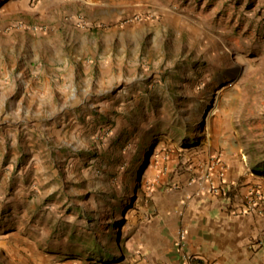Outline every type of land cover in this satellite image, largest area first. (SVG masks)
<instances>
[{
  "label": "rangeland",
  "instance_id": "rangeland-1",
  "mask_svg": "<svg viewBox=\"0 0 264 264\" xmlns=\"http://www.w3.org/2000/svg\"><path fill=\"white\" fill-rule=\"evenodd\" d=\"M219 159L264 188V0H0V264H126L151 192Z\"/></svg>",
  "mask_w": 264,
  "mask_h": 264
},
{
  "label": "crops",
  "instance_id": "crops-1",
  "mask_svg": "<svg viewBox=\"0 0 264 264\" xmlns=\"http://www.w3.org/2000/svg\"><path fill=\"white\" fill-rule=\"evenodd\" d=\"M186 178L158 185L142 207L126 264H264V212H243L251 187L241 183V163H210ZM225 172V177H221ZM228 190V196L212 191Z\"/></svg>",
  "mask_w": 264,
  "mask_h": 264
},
{
  "label": "trees",
  "instance_id": "trees-1",
  "mask_svg": "<svg viewBox=\"0 0 264 264\" xmlns=\"http://www.w3.org/2000/svg\"><path fill=\"white\" fill-rule=\"evenodd\" d=\"M138 133V129L135 128L134 130H129L126 129L124 130L122 133L119 134V136L111 138L110 139V145L108 148L104 149L102 152V157L103 159H107L109 162V165H115L116 163L119 162L121 155L124 153V151L128 150L132 141L136 138V134ZM194 144L197 142H193ZM147 154V153H146ZM93 157H96L97 154H91ZM139 161L141 162V164L143 165V167L145 168L148 164V159L143 160L142 158H139ZM260 165L262 167H264V160L261 161ZM135 166V161L134 159L131 160H127L126 161V175H127V180H122L117 173L115 172H111L109 173V175L111 176V179L113 180V183L115 184L112 187V192L110 194L111 198H115L118 200L120 199L118 197V190L116 188V184H118V186L121 189H124L126 192H128L131 189V182H129L130 180V174L131 171L133 170ZM264 168L261 169H257V172H263ZM131 205V204H130ZM88 245V244H87ZM92 250L89 253L90 257L94 256V257H99V259H105V258H112V256L107 255L106 257L103 255V251L98 247V244L95 242V244L89 245ZM89 252V250H86L85 252H79V254H77L80 257H84V259H87V257L83 256L84 253ZM89 257V256H88Z\"/></svg>",
  "mask_w": 264,
  "mask_h": 264
},
{
  "label": "built area",
  "instance_id": "built-area-1",
  "mask_svg": "<svg viewBox=\"0 0 264 264\" xmlns=\"http://www.w3.org/2000/svg\"><path fill=\"white\" fill-rule=\"evenodd\" d=\"M33 2H36L38 0H32ZM76 2L86 3L88 4L89 0H73ZM220 159L217 160V163H220ZM221 177H225V172H221ZM211 190L221 192L224 196H228V190L212 187ZM243 212L250 213V212H257V213H263L264 212V188H258L254 190L253 192H250L246 195L244 199V206H243ZM188 261L190 264H203L198 258L191 256L188 258Z\"/></svg>",
  "mask_w": 264,
  "mask_h": 264
}]
</instances>
